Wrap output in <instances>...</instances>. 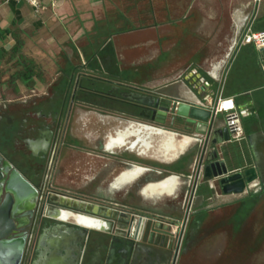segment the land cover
Masks as SVG:
<instances>
[{
    "label": "crops",
    "instance_id": "0c3cea01",
    "mask_svg": "<svg viewBox=\"0 0 264 264\" xmlns=\"http://www.w3.org/2000/svg\"><path fill=\"white\" fill-rule=\"evenodd\" d=\"M41 1L44 9L37 14L26 1L0 0V148L9 153L25 177L37 181L22 156L12 150L18 143L19 147L25 145L23 138L31 136L29 130L42 128L51 111L50 88L54 89V97L57 96L54 108H58V96L67 75L71 74V79L76 82L81 74H85L125 86L151 87L169 82L173 92L188 99H193L194 93L199 91L202 96L209 95L212 102L219 95L233 97L238 106L249 109V114L243 118L245 138L240 142L225 143L224 158L230 170L254 166L259 186L252 197L264 196V66L260 59L261 49L252 44L236 45L247 22L253 21L255 30H264V0L176 2V7L186 10V15L177 13L175 19L155 24L152 30L128 25L114 29L112 18L100 14L101 5L97 0H55V4L51 0ZM198 8L202 9L201 25L207 33L198 39V45L192 46L179 34L183 26L196 24L191 15L192 10ZM210 9L213 10L211 13ZM226 33L230 35L228 40H232L229 47L232 52L225 48ZM136 34L144 37V43L146 40L149 43L127 44L128 37ZM201 86L205 87L204 91ZM80 105L88 108L79 116L81 129L76 128L75 133L69 135V145L62 155L90 160L92 191L100 198L117 202L132 199L155 209L163 217L175 216L179 212L176 211L178 198L185 190V176L194 175L196 145L183 144L181 141L188 136L175 134L167 145L172 159L157 156L154 150L163 146V141L155 133L147 137V132L137 127L143 123L113 106L108 107V103ZM57 113L60 114L54 112ZM218 116L225 122L222 114ZM120 137L123 145L112 142ZM28 138L31 149L38 152L42 144L38 139ZM186 154L189 156L187 163H176ZM69 169L70 166L65 164L59 166V176L65 179L61 182L57 178L55 187L66 188L65 185L73 184L66 178ZM164 181H168L164 189L150 187ZM204 182L210 189L209 183ZM208 195V190L203 188L197 195L199 202L203 203ZM239 196L242 195L223 194L221 197L227 200ZM27 201L28 197L22 198L19 206L27 208ZM93 209L96 212L87 216L92 218V227L88 229L89 238L81 264H164L167 256L159 254L156 257L154 250H169V247L153 243L139 248L135 243L131 249L132 245L122 236L114 242V236L102 230L109 228L106 217L109 211ZM74 222L66 218H46L41 226L34 228L29 264H70L71 255L66 253V247L59 248L57 240L64 235L79 236L76 231L69 232L76 230L70 225H76ZM63 223H67V229L58 230ZM77 225L82 226L81 223ZM69 244L74 246L72 241ZM74 252L72 250V254Z\"/></svg>",
    "mask_w": 264,
    "mask_h": 264
},
{
    "label": "water",
    "instance_id": "95a60500",
    "mask_svg": "<svg viewBox=\"0 0 264 264\" xmlns=\"http://www.w3.org/2000/svg\"><path fill=\"white\" fill-rule=\"evenodd\" d=\"M260 59L264 66V48L260 50ZM79 80V79H78ZM78 80L76 81L73 96L76 91L81 89ZM129 90L122 93L121 98L128 105L132 107H142L152 111V120L149 122L143 120L140 116L133 114H125L128 117L138 120V122L153 129L152 131H160L168 135L169 138L175 137V134L188 136L199 150L198 166L194 167V180L190 177H185L187 189L193 181L195 189L199 185V180L202 179L210 185V189H219L222 194L229 195L243 194L248 186L255 181H258V172L254 166L245 168L229 169V166L224 158V144L232 142L230 140V130L225 122H222L218 115L211 111L210 106L203 105L206 103L205 96L202 92L194 93L193 99L183 98L177 92H173V86L166 82L161 85L151 87H138L127 85ZM204 91L205 87L201 86ZM212 102V101H211ZM85 105H90L83 103ZM171 119L168 126L167 121ZM176 125H184L187 131L183 132ZM150 129V130H151ZM181 131V132H179ZM153 133L149 131L147 137ZM156 133V132H154ZM163 137L161 136V140ZM41 144L47 145L49 140L46 138H39L37 140ZM166 142V141H165ZM164 145V142H162ZM35 152V151H34ZM0 175L4 177V183L1 187L4 190L3 195L0 192V264H19L23 253L25 242L23 240H8L10 230L7 229V221L10 220V212L14 202H19L22 198L28 197L32 193H36L33 184L8 161L4 162L3 168L0 166ZM180 178L179 175H174ZM1 190V189H0ZM57 198L54 194L48 195L45 201V211L47 218L64 219L61 215L66 209L81 213V216H88L89 213L96 212L95 207L100 208V205H92L85 201L78 200L80 204L73 201L71 204L68 200H63L62 196L69 197L65 194ZM71 198V197H70ZM74 199V198H72ZM75 200V199H74ZM109 211L107 213V223L109 228H103L105 232L114 236L113 241H119V235L128 237V229L132 227L136 217L131 220L127 215L117 208H101ZM163 217V216H162ZM166 218V217H163ZM73 221V220H71ZM75 224H70L76 230H69L78 232L79 236L64 235L59 240V248L66 247V253L71 255L70 264H81L84 251L88 243V229L91 225L75 221ZM82 226H78L80 224ZM145 227L150 226L152 233L161 232L165 235H171L170 231L161 230L158 224H155L149 216L145 218ZM118 227L123 228V233H119ZM100 228V227H99ZM67 229V223L60 224L58 230ZM134 239V238H133ZM69 241L74 243L69 244ZM76 245V246H75ZM73 248V249H72ZM75 254H72V250ZM15 253V259L12 255ZM36 262H33L35 264Z\"/></svg>",
    "mask_w": 264,
    "mask_h": 264
},
{
    "label": "rangeland",
    "instance_id": "374dc122",
    "mask_svg": "<svg viewBox=\"0 0 264 264\" xmlns=\"http://www.w3.org/2000/svg\"><path fill=\"white\" fill-rule=\"evenodd\" d=\"M97 1V3L101 5L99 9L100 14L105 13L106 16L112 18L114 22L112 27L114 29L128 25V27L138 26L152 30L155 24L168 23L172 18L175 19L177 13L179 14L180 12H183V16L186 15V10L176 7V2L179 3L186 0ZM196 1L201 2L213 0ZM208 11L211 13L213 10L210 9ZM201 14V8L193 9L191 16H193L197 25L183 26L179 34V37L182 39H188L192 46L198 45V43H200L198 39L202 36L205 37L207 33L204 30L206 28H203L201 25ZM229 36L230 35L226 33V38ZM128 38L127 44L130 42L139 43L142 41L144 43V37L140 34L132 35ZM148 43L146 40L144 45ZM231 44L232 40H228L227 38L225 42L227 52H232L229 50ZM156 63L157 62L155 61V65ZM75 84L76 82L73 81L71 87L66 93L65 107L61 122V129L65 127L68 135L75 133L76 128L81 129L82 121L79 119V116L88 109L84 106L82 107L77 102H72L71 97ZM78 95H80V93ZM61 96L63 97L64 95L62 94L60 97ZM55 97L54 89L50 88V109H54V102L57 103V98ZM90 98H92L93 102L97 104L107 103L99 97L96 98L90 96ZM61 100L59 107L55 108V111H59L60 114L62 110ZM60 114L57 113L56 115ZM79 131L80 130H78V132ZM67 145H69V143ZM67 157L66 165L70 166L74 171H76V168H79V170L76 171L78 174H67V179L74 177L81 178L82 173L90 174L93 172L90 168L91 162L89 159H83L76 155H70ZM195 158L194 167L196 165ZM59 162H61V160ZM205 184L206 183L202 179L199 180L196 193H194L195 196L198 195L203 188H206V191L208 190ZM192 185L193 183H190L189 194H192V192L195 191V187ZM65 186L66 188L63 186L59 188L85 194L87 190H90V188L86 186L81 187V189L73 188V184ZM187 186L188 185L186 184L185 189H187ZM54 196H56V194H54ZM181 197L182 196H180L178 200L182 199ZM243 197L235 203L223 204H218L219 202L212 203L205 199L201 206L193 208L194 212H191L188 223L189 232L186 234L187 239L185 240V247L180 250L177 264H264V196L252 197L247 195ZM207 209L209 211L206 214L200 212L201 210ZM184 215L185 209L183 208L175 216L170 217L182 221L185 217Z\"/></svg>",
    "mask_w": 264,
    "mask_h": 264
},
{
    "label": "flooded vegetation",
    "instance_id": "af4514ba",
    "mask_svg": "<svg viewBox=\"0 0 264 264\" xmlns=\"http://www.w3.org/2000/svg\"><path fill=\"white\" fill-rule=\"evenodd\" d=\"M127 90H129V88L125 85L120 88H116V89L111 88L108 90L109 95H105L106 97L102 100H105L108 103V107L110 108L113 106L112 108H115L117 111L124 112L126 114H133L135 116H140L141 118H143V120L153 122V120L151 119L153 114L150 109H144L142 107H132L128 105L124 100L120 99L122 93ZM72 96H73V93H72ZM95 97L97 98V96ZM65 99H66V95H64L63 97L62 96L60 97L59 95L58 97V101L61 100V106H62L61 114H63V111H64ZM71 100L72 102L74 101L79 104L87 103V104H90V106L97 105L96 103L93 102V99L90 97L83 99L80 95H78V91L75 92V95L73 98L71 97ZM118 108H122V109H118ZM54 110L51 109L47 118H45L42 128L35 127L34 129L29 130L31 133L30 134L31 136H26L23 138V141H24L23 144H25L24 145L25 147L24 146L19 147L20 145L18 143V145H16L14 149L12 150L14 153L20 154L22 156L24 164L28 165V167L34 174L35 178L37 179V181H31L29 178L26 177L35 187L36 193H32L28 196V201L26 202L27 208L25 209H22L19 206V202L15 201L11 209V212H10V220L7 221V229L11 231L7 239L17 240V241L21 239L25 242L23 253H22L19 264H29V261L31 260V249H30V243L32 239L31 233L34 228L41 226L46 220L47 217H46V211H45V201H46L47 196L51 194H56V195L65 194L71 198L85 201L94 206L98 204L100 205V208H117L121 212L125 213L128 218H131V220L136 217L137 220L134 221V224H132V227L128 229V233H127L128 237L127 238L124 237L125 239L129 241L130 245H132L131 249L134 248L135 243L138 245L139 248L145 246L146 244H153V243L155 245L157 244V246L169 247L170 248L169 250L162 249V251L161 249L156 248L154 250L155 256L157 257V256H160L161 254L164 256H167L165 257L164 264H177V259H178L180 250L181 248L185 247V243H186L185 240L187 239L186 234L187 232H189L188 223H189L191 212H194L193 211L194 207L201 206L203 204L199 202L197 195L194 196L191 210L187 214L186 211H187L188 202L190 198L189 189H185V191L183 192L182 197H181L182 199L179 200V207H177L178 210L176 209V211H181V209L183 208L185 209V215H184L185 217L182 220L184 221V225H183V228L180 230V233L178 234V236L173 237L172 235H165L161 232L152 233V231L150 230V226L148 228L145 227V223H144L145 218L149 216V218H151V220L155 224H158V227L161 230H165V229L169 230L168 227L166 228L165 223H164L166 219L174 223H179L181 221H178L174 219L173 217L163 218L162 216H160V214L155 209H151L140 203L139 204L135 203L134 200L132 199L127 200L125 202H117L114 200H109V199L98 197L97 194H95L92 191V188L89 185V183L91 182L92 173L90 174L82 173L81 178L74 177L70 179V181L74 185L73 188L75 189H81V187L83 186L90 188L89 191L88 190L86 191V194L81 193V192L72 191L69 189H60L58 187H55L54 181L57 178L61 180V182L65 179L64 177L59 176L61 173V171L59 173V166L63 167V164L66 165V162H67L68 157H65L64 154L62 155V152L67 147L69 135L67 134L65 127L61 129L62 115L61 114L55 115L54 112L56 111ZM170 123H171V119L167 121V125L169 126ZM176 126H178V128H180V130H182L183 132L187 131V127L184 125L183 126L176 125ZM28 137L30 139L46 138V140H49V143L47 145L42 144L40 146V150L38 152H34L31 149V143L29 142V140L27 141ZM199 153L200 152L198 150L196 154V158H195L196 160L195 168H197L198 166ZM61 159H62L61 161L62 163L59 162ZM6 161H8L12 166L16 167L9 153H4L0 148V166L2 168H3L4 162ZM188 161H189V156L188 154H186L182 156L179 159V161L176 163L183 164L185 162L187 163ZM16 168L18 169V167ZM77 170H79V168H76V171ZM66 171H67L66 173L70 175L78 174V172L76 173V171L72 169L71 170L69 169ZM195 175L196 174H194V178H195ZM185 177H188V176H185ZM3 183H4V177L0 175V189H1L0 192L2 195L4 193V190L1 188L3 186ZM84 183H86V185ZM192 183L193 181L191 182V184ZM256 189H254L252 192L248 194H244L239 197H234L232 199L224 200L221 197L223 194L217 188V189H214L212 193H209L207 200L211 201L212 203L219 202L218 204L233 203V202L235 203L243 196H247V195L253 196L255 194L254 191ZM208 211L209 210L207 209V210H201L200 212L206 214ZM166 236H168V238H165ZM170 237H172L173 239H170ZM119 238H121L120 235H119ZM13 258L14 259L16 258L15 253L12 255V259ZM126 261H128V259H126ZM150 262H153L152 259Z\"/></svg>",
    "mask_w": 264,
    "mask_h": 264
},
{
    "label": "built area",
    "instance_id": "2783aa9c",
    "mask_svg": "<svg viewBox=\"0 0 264 264\" xmlns=\"http://www.w3.org/2000/svg\"><path fill=\"white\" fill-rule=\"evenodd\" d=\"M6 2L10 1H26L29 3L33 8L35 13L39 14L44 9L43 2L41 0H5ZM55 4V0H51ZM246 44H252L258 49L264 48V30H255L253 28V21L247 22L245 27L243 28V31L241 32L238 41L237 46L240 47L241 45ZM205 102H202L203 105L210 106L211 111L214 112V114H222L224 116V120L226 125L229 127L230 130V140L232 142H240L245 138V132L243 128V118L246 117L249 114V109L246 107H240L236 104L233 97L229 96H222L219 95L218 98L214 101H210L209 95L205 96ZM242 169V168H240ZM191 179L194 178V175L190 176ZM259 186V181H255L254 183H251L246 191L243 194H248L252 192L254 189H256ZM193 188V187H192ZM197 189V188H196ZM195 191L192 192V194H189V202L187 207V214L191 210L192 202L194 199V196L196 193ZM166 228H169V231L173 237H177L180 233V230L183 228L184 221H181L179 223L171 222L170 220L166 219L164 221Z\"/></svg>",
    "mask_w": 264,
    "mask_h": 264
},
{
    "label": "bare ground",
    "instance_id": "6f19581e",
    "mask_svg": "<svg viewBox=\"0 0 264 264\" xmlns=\"http://www.w3.org/2000/svg\"><path fill=\"white\" fill-rule=\"evenodd\" d=\"M136 124V123H135ZM137 127H139V128H142V130L143 131H145V132H149V131H151V132H156L155 133V135H158V136H162L163 138V142H164V145L163 146H161V147H159V148H156L154 151H155V154L157 155V156H161V157H163V158H169V160H171L170 159V157H173V154H169L168 153V147H167V145H168V143H169V140H170V138H169V136L168 135H166V134H164L163 132H160V131H152L153 129H151L150 127H148V126H146V125H142V124H139ZM130 129V128H129ZM151 129V130H150ZM127 130V129H126ZM134 130V129H133ZM132 130V131H133ZM135 131V130H134ZM127 132V131H126ZM128 133V132H127ZM145 134V133H144ZM129 135V134H128ZM180 137V136H179ZM182 140V139H181ZM128 141V140H127ZM166 141V142H165ZM112 142H115V143H117V144H122L123 145V139L120 137V138H117V139H115V140H112ZM172 142H175V140L174 141H172ZM183 144H187V142L189 143V142H191V139L189 138V137H184V139L181 141ZM112 144V143H111ZM110 145V144H109ZM108 145V146H109ZM126 145V144H125ZM114 146V145H113ZM145 147H147V145H144ZM166 146V147H165ZM184 146V145H183ZM182 146V147H183ZM117 147V146H116ZM171 147V146H170ZM173 147V146H172ZM110 148H112V146L110 147ZM109 149V148H108ZM110 150V149H109ZM171 150V149H170ZM153 151V150H152ZM170 152V151H169ZM165 161V160H164ZM133 166V165H132ZM128 168V167H127ZM130 169V168H129ZM137 172V171H136ZM142 176V175H141ZM173 180H176V178L174 177L173 178ZM182 182V181H181ZM167 183H168V181H164V182H161V183H158V184H156V185H151L150 187L153 189V190H155V188L157 187V188H161V189H164L166 186H167ZM183 183V182H182ZM181 185V184H180ZM176 188V187H175ZM181 188V187H180ZM175 191V190H174ZM176 192V191H175ZM175 194V193H174ZM178 194H180V193H178ZM177 196V195H176ZM56 197L57 198H61V196L60 195H56ZM164 197V196H163ZM162 197V198H163ZM62 199L63 200H68V202L71 204L73 201H75L76 202V204H80V202L77 200V199H72V198H70V197H66V196H62ZM63 218H66V219H70V220H73V221H78V222H83V223H85V224H88V225H91L92 224V218H88V217H86V216H81V214H76L75 212H73V211H70V210H65L64 212H63V214L61 215ZM100 222V221H99ZM93 223H94V221H93ZM92 227V226H91ZM118 231H119V233H123V229H121L120 227L118 228Z\"/></svg>",
    "mask_w": 264,
    "mask_h": 264
},
{
    "label": "trees",
    "instance_id": "16d2710c",
    "mask_svg": "<svg viewBox=\"0 0 264 264\" xmlns=\"http://www.w3.org/2000/svg\"><path fill=\"white\" fill-rule=\"evenodd\" d=\"M72 69H75V66H72ZM73 77V76H72ZM73 83V78L71 79V74L67 75V77L64 80L63 88L61 89L60 95H66L69 88L71 87ZM79 89L78 94L80 93L81 97L83 99L91 97H99L101 99H104L106 96L109 95L108 90L109 89H116L120 88L124 85H115L111 81L106 80L104 78L100 77H93L85 74H81L78 80ZM209 193H212V189H208Z\"/></svg>",
    "mask_w": 264,
    "mask_h": 264
}]
</instances>
